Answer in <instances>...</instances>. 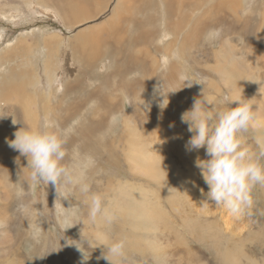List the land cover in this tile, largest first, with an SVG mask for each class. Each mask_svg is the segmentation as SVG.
Listing matches in <instances>:
<instances>
[{"label": "rangeland", "instance_id": "1", "mask_svg": "<svg viewBox=\"0 0 264 264\" xmlns=\"http://www.w3.org/2000/svg\"><path fill=\"white\" fill-rule=\"evenodd\" d=\"M80 1L85 4L81 7H88L87 0ZM117 1L109 0L95 18L72 24L74 19L64 23L63 17H59L60 1L0 0V82L12 78L20 67L24 71L36 68L29 77L37 79L34 114L41 104L56 111L55 116L39 111L38 132L54 131L62 137L66 151L63 163L73 177L72 183L58 186L56 191L51 184L32 180L26 157L4 156L6 150H0V167H8L0 168V223L6 225L5 231L10 234V241L0 239V264H81L83 254L87 259L83 264H109L103 258L108 252L101 245V235L124 244L123 256H109L113 264H181V258L186 256L176 244L159 245L165 235L173 239L176 234L193 254L192 258H186L189 260L186 264H264V187L253 188V204L240 215H233L212 201L205 204L209 189L195 161L209 157L204 148L186 150L192 133L181 119L192 108L194 98H201L202 93L213 101V105H206L213 116L217 111L237 107L231 103V93L222 75L216 72V52L224 41L228 42L232 57L245 58L249 65L245 71L254 73L258 82L264 83V11H259L255 0H243V8L237 10V16L244 22L242 29L238 22L227 19L232 12L214 3L222 0H205L202 8L208 9V14L205 24L191 36L196 43L190 52L182 50L176 30L169 31L165 39L150 41L149 47L145 46L149 52L145 50L141 56L154 66L152 85L134 100L128 98L116 79L115 88L109 83L105 94L119 102V106L115 113L107 115L105 124L99 125L96 119L105 111L95 97L90 99L88 95H96V89L102 87V76L96 72L88 79L81 77L82 95L78 91L66 92L65 86L83 72L73 58L74 48L85 46L75 42L78 32L85 29L94 38L98 36L101 32L93 28L111 18ZM195 12L196 9L189 12L188 22L194 19ZM126 13L122 15L123 21L127 15L141 16L132 9ZM54 35L62 40L50 44L51 50L39 44L45 36ZM101 36L108 39L105 33ZM23 37L27 38V44L13 50ZM165 46L174 50L165 51ZM239 64L245 68L241 61ZM172 65L176 70L168 79L167 68ZM149 75L150 72L137 73V79H152ZM158 88L162 96L156 91ZM64 95L67 98L60 102ZM80 98L87 100L77 111L74 105H79ZM163 100L161 107L165 108L161 109ZM11 101L0 104V124L4 123L11 131L4 133L7 141L15 138L13 134L19 128L30 130L32 122L29 119L24 123L26 113H20L19 106ZM261 120L254 118L249 128L238 134L242 147L254 157L264 148V130L256 124ZM83 130L87 137L82 136ZM133 144L145 147V151L168 164L177 175L176 181L167 182L170 192L161 182L130 165L128 149ZM21 161L24 163L12 170V163ZM260 163L264 165V157H260ZM17 167L22 172H16ZM82 182L90 185L89 194L103 197V206L112 217L110 222L103 218L95 223L89 221L86 196L79 191ZM109 185L114 187L113 193ZM123 194L133 196L136 201L143 196L158 207L168 219L161 224L164 232L150 231L147 225L136 221L125 209ZM68 240L78 242L77 247L83 253L74 244L68 246Z\"/></svg>", "mask_w": 264, "mask_h": 264}, {"label": "bare ground", "instance_id": "2", "mask_svg": "<svg viewBox=\"0 0 264 264\" xmlns=\"http://www.w3.org/2000/svg\"><path fill=\"white\" fill-rule=\"evenodd\" d=\"M54 1H60L61 3L58 9L59 17H63V22L66 23L69 20L74 19L75 21L72 22V24H74L78 21L82 22L89 18H95L99 14L98 12H101L106 8L109 0H87L86 3L88 4V9L86 7H81V4L83 3L80 0ZM255 2L259 6V11H264V0H255ZM40 3L42 4V2ZM128 3H130V5ZM214 3L218 4L220 8L232 12L231 14H228L227 19L232 18L233 21H236V23L238 22L239 27L243 29L244 22L237 16V10L243 8L244 6L243 0H222L214 1ZM205 4V0H118L112 12L113 14L111 18L107 22L103 23L104 25H99V27L97 25V27L93 28V30H99L102 34L105 33L108 39H103L102 36L101 39L99 37L101 33L94 38L92 36L93 33L87 34L85 29H81V31L78 32L75 42L77 44L83 43L85 46H76L73 51V58L76 59V62L78 61L81 69H83V72H81L79 77H76L75 81L72 82L70 80L68 85L66 82V92L73 93L78 91V93L82 95L81 89L84 79L81 80V77H87L88 79L89 76H95L96 72L99 76H102V87L96 89L97 91L94 93L96 95L89 94L88 96L90 99H94L95 97L97 102L99 101V107L105 111L104 115L98 116L96 123L99 125L105 124L107 121V115L115 113L119 106V102L117 103L116 100L114 101L105 94V89L109 87L108 84L111 83L109 85H113L115 88V83H113V81L116 79L117 84L119 83V86L122 87L128 98L131 97L134 100H138L141 95L139 97L137 95L141 91H146L148 85L151 86L153 83V76L155 77V74H153L154 69L151 73V69L154 66L149 63V59H145V56H141L144 55L145 50L149 52V50L145 49V46H148L150 41L151 43L154 42L158 39V37L165 39V35L169 31L173 32L176 30L177 36L181 37L180 40L183 45L182 50L184 52H190L191 48L196 43L191 36L205 24L204 21L208 14V9L202 8ZM129 9H132L136 14L141 16L140 18L135 15L124 16V24L122 15L127 14L126 12ZM195 9L196 12L194 19L188 22L189 12L194 11ZM232 19L229 20L232 22ZM156 22L157 24L154 25ZM60 39L61 36L59 35L45 36L38 42L44 48L46 47L48 50H51L49 45L56 43ZM27 42V38L23 37L16 42L12 49L16 50L22 45L27 44ZM170 48V46H165L163 50H174L173 47L171 49ZM228 48V42L224 41L222 42L220 50L216 52V58L218 60L216 72L218 70V72L222 75L225 85L229 88L228 90L231 93V101L234 99H243L246 101L252 110L254 117L257 119L259 118L260 120L262 119L260 123L256 124L261 125L264 130V83L263 81V84L259 83L257 78H255L254 73L245 71L249 67V65L244 61L245 58L238 59L232 57V55L228 53ZM124 49L128 52L126 53ZM48 54L49 52L47 53V56ZM239 61L245 65V68L239 64ZM175 70L176 69L173 65L168 66V79L173 76ZM16 71L17 76L14 75L12 78L0 82V104L3 102L6 103V100L13 103L11 101V99H13L14 103L19 106L20 113H22V111L23 113H26L25 120L27 121L23 120V122L26 123L29 119H31L32 122L29 126L30 130L38 131L39 111L45 113L47 116H55L54 112L56 111L47 104H41L39 111L34 114L32 107L37 105V101L34 98V95H36L34 94V90L37 79L33 81V78L31 79L29 77L32 72L36 71V68L31 69L29 67L28 71H24L22 67H20ZM147 72H150L149 76L152 79H148L147 76V78H144L143 80L139 78L137 79V73L146 74ZM47 77L49 80H53L50 75H47ZM250 86H252L251 89ZM65 98H67L66 95L62 96L60 102H62ZM83 99H78L79 105L77 107V104L74 105L75 110L78 111L83 108L87 98ZM232 104H236V106H238L237 102H232ZM31 116L33 117L31 118ZM6 132L11 131L4 123L0 124V150H6L7 153L4 154V156H7L8 154L20 155L8 146L6 142L8 137L4 135ZM82 136L87 137L85 130H83ZM144 148L145 147L140 144H133L132 149H130V151L128 149V152H130L128 155L130 165L139 172L148 174L149 178H154L161 182L170 192L171 189L167 182L172 183L176 181L177 175L173 173L168 164L157 159L154 154L149 151H145ZM24 161L12 163V170L14 169V166H21ZM0 168L1 170H5L8 167L6 168L1 165ZM19 168L20 167L15 168V171L17 172ZM20 171L22 172V170H18V172ZM26 178L27 177L25 175V179ZM107 187L109 191L113 193L114 187L111 185ZM115 195H117L116 192H114V196ZM123 196L126 202L125 209L136 221L143 225H147L150 231H163L161 224H166V220L168 219L158 207L153 206L143 196L138 201H136V199L131 195L123 194ZM172 204L177 206L175 201H172ZM173 229L175 230L174 227ZM179 238H181L179 234H176L173 239H168L165 235V238L159 240V245H166L170 242L174 243L177 248L182 250L187 259L192 258V252L186 248L185 243L180 242L181 239ZM186 258L184 256L181 258V264H186L185 262L189 261Z\"/></svg>", "mask_w": 264, "mask_h": 264}, {"label": "clouds", "instance_id": "3", "mask_svg": "<svg viewBox=\"0 0 264 264\" xmlns=\"http://www.w3.org/2000/svg\"><path fill=\"white\" fill-rule=\"evenodd\" d=\"M188 87H191V83ZM156 91L160 94L159 88ZM232 102H237L238 106L217 111L213 116L212 110L206 106L213 105V101L202 93L201 98H194L192 108L182 114L181 119L192 133L185 145L186 150L191 152L204 148L209 157L205 160L197 158L195 161L209 189L204 203L212 201L215 205H222L229 213L240 215L253 204V188L256 185L264 187V165L260 163L264 148L259 156L254 157L247 148L242 147L238 134L246 131L255 117L243 99H234ZM163 103L164 100L159 105L161 109L165 108L161 107ZM12 122L17 123L15 119ZM13 135L15 138L6 142L13 151L26 157L32 180L51 184L56 191L58 186L73 182L70 169L63 163L66 151L60 135L54 131L38 132L27 128H21ZM79 191L86 196L90 222L95 223L99 218L111 221L112 217L104 208L100 194H89L90 185L83 182L79 185ZM5 229L6 225L0 223V239L7 238L10 241V234ZM99 238L103 240L101 245L104 249L107 247L108 256L103 254V258L109 264H113L109 256H123V242L109 241L102 235ZM66 243L68 246L74 244L81 251L77 247L78 242L68 240ZM84 261L87 259L83 254L81 264Z\"/></svg>", "mask_w": 264, "mask_h": 264}]
</instances>
